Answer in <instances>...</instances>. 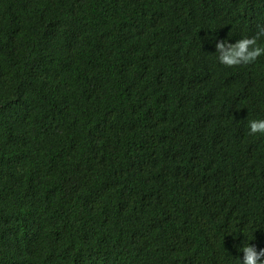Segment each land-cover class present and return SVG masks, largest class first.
<instances>
[{
	"label": "trees",
	"instance_id": "trees-1",
	"mask_svg": "<svg viewBox=\"0 0 264 264\" xmlns=\"http://www.w3.org/2000/svg\"><path fill=\"white\" fill-rule=\"evenodd\" d=\"M264 0H0V264H238L264 248ZM264 46V38L259 41Z\"/></svg>",
	"mask_w": 264,
	"mask_h": 264
},
{
	"label": "clouds",
	"instance_id": "clouds-1",
	"mask_svg": "<svg viewBox=\"0 0 264 264\" xmlns=\"http://www.w3.org/2000/svg\"><path fill=\"white\" fill-rule=\"evenodd\" d=\"M264 38V26H257V31L252 36L241 37L235 42L219 38L215 43V52L220 64L233 68L247 66L255 63L264 55V46L259 41ZM248 134H264V118L251 119L247 123ZM239 251L243 253L238 259V264H264V248L257 249L254 244H244Z\"/></svg>",
	"mask_w": 264,
	"mask_h": 264
}]
</instances>
